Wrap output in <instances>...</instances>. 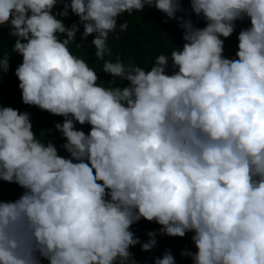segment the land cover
<instances>
[{"label": "clouds", "instance_id": "1", "mask_svg": "<svg viewBox=\"0 0 264 264\" xmlns=\"http://www.w3.org/2000/svg\"><path fill=\"white\" fill-rule=\"evenodd\" d=\"M182 3L0 0V33L8 27L22 57V102L63 118L55 130L68 153L37 135L30 113L0 102V181L23 190L0 199V264H137L141 220L161 226L145 252L157 235L192 234L196 251L181 255L193 264H264V0H190L203 28L177 17ZM146 7L178 22L182 48L150 70L104 60L109 36L129 28L119 19ZM69 10L84 28L80 43L79 26L60 19ZM89 36L111 83L126 86H102L72 54ZM9 67L0 56V80ZM154 264L176 261L167 250Z\"/></svg>", "mask_w": 264, "mask_h": 264}, {"label": "trees", "instance_id": "2", "mask_svg": "<svg viewBox=\"0 0 264 264\" xmlns=\"http://www.w3.org/2000/svg\"><path fill=\"white\" fill-rule=\"evenodd\" d=\"M183 12L177 13V17H184L191 19L195 26L203 28L205 22L197 17L191 10L190 0H183ZM63 5H59L56 11H62ZM63 23L71 27L73 23L79 26L76 42H82V34L84 31L83 25L79 24V18L71 13L67 18L60 17ZM127 21L129 28L126 32L121 33L119 28L115 34L109 36L107 45L111 49V55L105 54L104 60L116 61L117 56L127 64L132 61L134 64L150 70L154 64L155 58L159 54L169 55L171 51L177 46L182 48L184 44L183 29L179 26L176 20H171L165 14L155 8L146 7L143 12L133 13L129 16L125 13L118 21L123 23ZM249 26V22H237L236 34L225 41V56L234 57L238 50V33L242 28ZM63 38V37H62ZM94 36H89L87 41L80 49H77L75 43L70 44L72 54L83 58L90 67H92L99 76L98 83L104 87L126 86L125 82L116 79V84L113 85L111 81L112 76L103 72L104 60H97L95 57V47L92 45ZM15 39L9 36V29L5 27L0 33V56L9 59V70L3 74L0 80V102L4 106L18 109L20 112H28L31 114V121L33 123L34 131L37 135L44 131L41 137L45 143L49 139L54 140L56 147L63 156H68V153L61 147L66 141L62 134L55 130L56 123H63L62 117L53 116L47 112L41 111L36 107L24 105L22 102L21 91L19 90L18 78L15 75L17 66L22 63V57L12 52ZM79 130L86 134L90 132V126H80L77 124ZM52 130V131H49ZM16 184H9L0 181V199L4 201H15L22 194V189L16 187ZM161 226L154 223L141 220L135 224L132 231L140 239L141 244L131 249L137 264H154L155 259L162 257L167 250H171L175 258L176 264H193L191 258H185L181 255L182 251L188 250L195 252V245L192 242L191 235L188 234L185 238L169 237L167 235H157V245L151 251L145 252L142 250V244L148 242L150 237L148 233H159ZM42 264H47L43 261Z\"/></svg>", "mask_w": 264, "mask_h": 264}]
</instances>
